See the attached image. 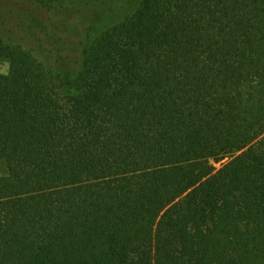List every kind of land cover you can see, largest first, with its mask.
<instances>
[{
	"label": "trees",
	"instance_id": "trees-1",
	"mask_svg": "<svg viewBox=\"0 0 264 264\" xmlns=\"http://www.w3.org/2000/svg\"><path fill=\"white\" fill-rule=\"evenodd\" d=\"M3 57L0 264H264V0H141L73 71Z\"/></svg>",
	"mask_w": 264,
	"mask_h": 264
},
{
	"label": "rangeland",
	"instance_id": "rangeland-1",
	"mask_svg": "<svg viewBox=\"0 0 264 264\" xmlns=\"http://www.w3.org/2000/svg\"><path fill=\"white\" fill-rule=\"evenodd\" d=\"M140 1L0 0V41L31 50L41 60L50 54L55 70L73 71L92 40L133 13ZM9 70V59L0 58V73Z\"/></svg>",
	"mask_w": 264,
	"mask_h": 264
}]
</instances>
